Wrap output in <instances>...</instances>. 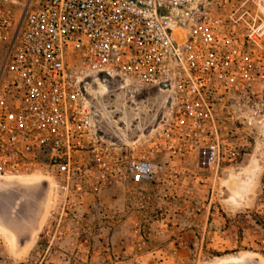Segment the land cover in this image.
Returning a JSON list of instances; mask_svg holds the SVG:
<instances>
[{"label":"built area","instance_id":"obj_1","mask_svg":"<svg viewBox=\"0 0 264 264\" xmlns=\"http://www.w3.org/2000/svg\"><path fill=\"white\" fill-rule=\"evenodd\" d=\"M264 0H0V176L46 174L55 192L154 179L165 165L105 145L88 79L167 94L163 134L220 157L216 100L246 93Z\"/></svg>","mask_w":264,"mask_h":264},{"label":"rangeland","instance_id":"obj_2","mask_svg":"<svg viewBox=\"0 0 264 264\" xmlns=\"http://www.w3.org/2000/svg\"><path fill=\"white\" fill-rule=\"evenodd\" d=\"M258 53L247 92L213 106L221 152L211 168L201 143L164 138L166 127L175 134L177 116L167 94L88 79L105 145L165 170L67 194L39 180L0 182V264H215L246 253L254 258L226 264H264V40Z\"/></svg>","mask_w":264,"mask_h":264},{"label":"bare ground","instance_id":"obj_3","mask_svg":"<svg viewBox=\"0 0 264 264\" xmlns=\"http://www.w3.org/2000/svg\"><path fill=\"white\" fill-rule=\"evenodd\" d=\"M20 175H10V176H0V182L2 183H6V184H10V183H14V182H26V183H23V184H28V185H31V184H35L34 181L36 180H39V181H43L45 184H48V178L47 176L45 175H38V176H35V175H32V174H29V175H26V176H22V177H18ZM19 180V181H18ZM28 182V183H27ZM22 184V183H21ZM42 190V189H41ZM41 192V191H40ZM39 192V193H40ZM11 194V196L13 195L12 192L10 191H2V198H6L7 196H9ZM24 194V193H22ZM10 197V196H9ZM14 197V196H13ZM16 198V196H15ZM14 198V199H15ZM8 200V199H7ZM12 200V199H11ZM8 202V201H6ZM2 204V203H0ZM9 204V203H8ZM40 208V207H39ZM33 215V214H32ZM33 218V216H32ZM16 222V220H15ZM17 223V222H16ZM33 224V223H32ZM16 225V224H15ZM18 226V225H17ZM21 230V229H20ZM24 231V230H22ZM25 232V231H24ZM10 237H11V241H10V244L12 246H14L13 244V235L12 233L10 232ZM253 254L251 253H246V254H243L242 256H239V257H231V258H228V259H222L220 261H218L217 263L215 264H226V263H230V262H239L245 258H254L252 257ZM251 260V259H250ZM257 262V261H256Z\"/></svg>","mask_w":264,"mask_h":264}]
</instances>
